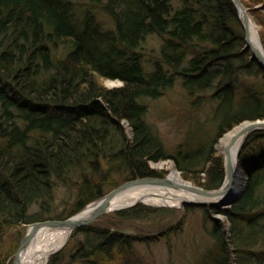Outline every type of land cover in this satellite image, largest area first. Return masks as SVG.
I'll return each instance as SVG.
<instances>
[{
    "label": "trees",
    "instance_id": "16d2710c",
    "mask_svg": "<svg viewBox=\"0 0 264 264\" xmlns=\"http://www.w3.org/2000/svg\"><path fill=\"white\" fill-rule=\"evenodd\" d=\"M242 3L264 47V0ZM152 36L161 46L147 66L143 46ZM107 80L123 86L109 89ZM176 86L189 123L209 108L218 124L193 148L170 152L147 121V103ZM256 120H264V70L245 50L232 0H0V264L16 254L29 224L69 218L125 182L165 178L153 163L172 159L185 180L219 189L226 172L215 145ZM240 166L249 179L235 202L193 205L217 245L202 264H264V132L248 137ZM59 187L69 196L56 217ZM162 210L138 204L113 216L125 222ZM215 214L227 217L230 236ZM183 222L143 237L113 230L109 219L92 224L49 264H134L136 243L162 240ZM78 233L80 245H71Z\"/></svg>",
    "mask_w": 264,
    "mask_h": 264
},
{
    "label": "rangeland",
    "instance_id": "374dc122",
    "mask_svg": "<svg viewBox=\"0 0 264 264\" xmlns=\"http://www.w3.org/2000/svg\"><path fill=\"white\" fill-rule=\"evenodd\" d=\"M253 21L255 22L256 26H258V35L260 38V27L254 19ZM160 46L161 41H159V39L154 36L149 37L144 43L143 48L145 53L147 54L145 58L147 66L148 64L151 66L150 61L152 60V58L158 55ZM109 82H116L117 84L114 86H110ZM105 86L109 89L121 88L123 86V82L120 80H107L105 81ZM183 95V91L180 89V87L176 86L173 89L168 90L161 98L156 100L149 99L147 103V121L159 133L160 139L163 142L165 148L170 152H173L176 147L183 143L193 148L194 144L200 136L204 138L211 137L215 132L214 125L218 124V119L213 118V115L211 114L209 108L206 109L204 113H196L194 118L190 119L189 123L186 118V113L185 111H183ZM124 126H128L127 122H125ZM128 134L130 137L132 136L130 129H128ZM224 135L218 140L217 144L215 145V149L220 155H222L225 162V155L219 148ZM171 166H174L177 169L176 164L172 159L152 164V167L156 171L164 172L165 178L170 175ZM178 172L181 174L179 170ZM121 177L123 176H116L115 179L120 180ZM183 180L187 181L184 178ZM68 190V188L62 187H59L56 190L57 192L55 193L54 203V206H56L54 215H56V217L58 215L61 216L60 212L63 211L64 208L63 200L66 199L67 196H69ZM98 200L99 199L93 201L92 203ZM92 203L86 205L85 208ZM138 204L153 208H161L163 210L152 216H148L138 220H128L125 222H122L118 218L113 216L117 211H111L105 215L107 217L100 218L99 220L94 222L93 225H96L100 228L106 227V221L109 219V221H112L114 223V225L112 226L113 230L118 229L126 234H133L143 237L147 235H159L167 228L178 225L182 221L184 222L179 225V229H177L175 232H172L169 236H165L164 238H162V240H148L147 242L136 243L132 250V258L134 260V264H202L205 258H207L206 253L208 252V250L213 251L217 246L211 245V239L209 238V240L207 238L208 235H206L203 230V212L199 208L192 205L193 210L190 211L188 210L187 206H191V204H186L180 207H156L145 204L143 202L134 203L130 205V208ZM229 205L230 204L220 207L227 208ZM85 208H83L79 213H81ZM130 208L127 207V209ZM79 213L75 215H78ZM213 217L221 219H219V221L222 232H224V234H227V236H230V227L227 217L223 214H215ZM50 220H64V218ZM26 229L27 227H25L22 231V234L19 235L20 245L25 236ZM49 230L53 232L55 229L49 228ZM17 232L18 228H15L5 236V239L3 240L5 245H8V243L15 240V237H17L18 235ZM73 234L67 242L66 246L69 245ZM83 237V233H78L75 242L71 245H80L79 242L83 239ZM66 246L63 247L60 251L66 248ZM55 254H52L50 256V259ZM15 256L16 254L10 259L8 264L14 263ZM50 259L48 261V264L50 263ZM72 264L84 263L81 261H74Z\"/></svg>",
    "mask_w": 264,
    "mask_h": 264
},
{
    "label": "bare ground",
    "instance_id": "6f19581e",
    "mask_svg": "<svg viewBox=\"0 0 264 264\" xmlns=\"http://www.w3.org/2000/svg\"><path fill=\"white\" fill-rule=\"evenodd\" d=\"M249 39L251 44L262 51V45L258 36V28L252 18L249 20ZM116 82H109L110 86L116 85ZM119 84V83H118ZM242 125L233 128L226 133L221 140L219 148L225 154V157L232 158V166L236 171V183L230 199H235L242 193L244 188V179L241 178V172L238 170L236 155L242 142V130L248 125ZM169 185H155L138 187L128 190L116 197L111 204V210L121 209L136 202H143L156 207H180L185 202H212L217 203L221 198L201 192L195 194L183 189L176 188L174 184H184L181 174L174 167H170ZM96 205V204H94ZM94 205H89L81 213L75 216V220L87 218L93 212ZM72 236L70 229H55L53 232L48 228H41L31 240L27 243L22 255L20 264H48L50 256L60 250Z\"/></svg>",
    "mask_w": 264,
    "mask_h": 264
},
{
    "label": "water",
    "instance_id": "95a60500",
    "mask_svg": "<svg viewBox=\"0 0 264 264\" xmlns=\"http://www.w3.org/2000/svg\"><path fill=\"white\" fill-rule=\"evenodd\" d=\"M232 1L235 4V6L239 12L240 22H241L243 29H244L245 50L250 51L252 58L254 60H256V62L264 70V47L262 45L261 39L259 38L261 45H262V51L256 49L251 44L250 39H249V20L252 17L250 15L248 9L242 3V0H232ZM244 123H246V122H243V124ZM247 123H248V125L242 130V142H241L240 148H239L237 155H236L238 170H240V172H241V175H242L241 178H243L245 181L242 193L245 190L246 185L248 183V179H249L248 176L245 174V172L243 171V169L240 166V155L242 152V148H243L245 142L247 141V139L250 135L257 133V132H264V120L248 121ZM124 125H125V123H124ZM240 125H242V123ZM130 132L132 133L131 130H130ZM224 158H225L224 165H225L226 179H225L224 184L219 189L205 190L201 187L192 185V183L187 182V181H185V183L181 184V185L174 184V186L176 188L178 187L179 189L186 190V191L191 192L193 194H195L197 192H201V193H205V194L209 195L210 197H212V196L214 198L219 197V198H221V201L217 202V203H212V202H200V203L199 202H185L182 206H184L186 204H191V205H199V206H208L209 205V206L220 207V206H225L227 204H231V203L235 202L242 195V193H241L240 196L238 195L235 199H230L231 194H232L233 189H234V186H235V183H236L235 180H236V174L237 173L232 166V158H230V157H227V158L224 157ZM169 184H171L169 176H167L166 178L146 177V178L131 180V181L125 182V183L121 184L120 186L114 188L109 193H107L106 195L101 197L98 201L90 204V205H94V204H96V205H94L93 212L87 218L75 220V216H77V215H75V216H72V217L64 219V220H46V221H42V222H36V223L29 224L27 226L26 233H25V236L21 242V245L18 248V251H17L16 256H15V261L13 264H20V262H21L20 258H21V255H22L25 247L27 246V243L29 242V240H31V238H33V236L36 235V233L41 228H48V229L49 228H54V229H56V228L57 229L67 228V229H70L72 231V234H73L76 230L93 224L94 222H96L100 218L104 217L107 213H109L111 211H120V210L127 209V207L130 208L131 206L129 205V206L123 207L121 209L111 210L112 201L116 197H118L119 195L126 193L128 190L133 189V188H138V187L155 186V185H169ZM136 203H139V202H136ZM216 219L219 220L220 218H216ZM66 244L63 247H65ZM60 250L56 251L55 253L59 252ZM55 253H53V254H55Z\"/></svg>",
    "mask_w": 264,
    "mask_h": 264
}]
</instances>
